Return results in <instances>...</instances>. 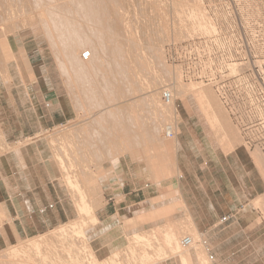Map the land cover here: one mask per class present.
Instances as JSON below:
<instances>
[{
  "label": "bare ground",
  "instance_id": "obj_1",
  "mask_svg": "<svg viewBox=\"0 0 264 264\" xmlns=\"http://www.w3.org/2000/svg\"><path fill=\"white\" fill-rule=\"evenodd\" d=\"M153 1L154 4H157L156 6L158 7L152 4L153 8L155 7L152 11L155 12L156 9L158 10L160 8L158 10L160 12L158 13L156 10L157 14L155 12V16L152 18L154 19L153 25L155 26V28H153L154 26L151 24V29L153 28L152 30L156 31L157 34L156 36H154V33H152L151 30L150 34L153 35L146 36V39H149L145 43L146 46L143 45L145 51L139 45V43H137L139 39H134V37H137L135 36L137 35L136 32L133 36L131 34V30H129L132 28H130L129 25H131V22L133 21L131 20L130 24L126 22L127 18L130 17H127L126 15L127 18L124 19L125 16H121L120 11L124 7L122 8L118 5L119 7L117 8L116 0H62V4L64 5V7L71 6L73 10L57 13V11L54 12V10L52 9L53 11L51 10V14H54V17L55 15H61L60 17H62V15L65 16L63 18H59L57 16L58 19L55 17V19L46 20L45 17L47 15L45 16V13H48V11L44 12L42 10H38L37 12L38 23L40 22L41 24H48L46 33L49 34V38L51 34L56 35V40L57 38L64 39L65 35H67V38L72 37V39H68V42L66 43L64 42V40L61 44L62 48H59L60 46L58 44L60 41H57L58 43H56V41H54L55 38L53 35L52 38H54V40H51L50 46L55 52L54 55H56L58 66H62L63 63H67L72 68L71 76L73 79H71L73 81H76V87L79 88V96L81 97V102L82 99H84L82 103H84L85 101L86 104V109H84V107L82 106L83 104H81V112H88L89 116L92 115L90 118L93 119L94 125L101 128L99 131L95 132L94 129L92 134L90 133L91 136L94 133V137H96L95 142H98V137L99 139H101L100 137L104 138L105 136L106 138V136L108 135L109 141H111L112 143L118 141V145L120 146V148L119 146H117L118 149H116L112 147V143L110 144L109 142V150L111 149V154H113L112 149H114L115 155H122V151L127 150V144L130 148L132 147L131 144H129L130 140H127L128 136H126V125H131L130 128L133 131H142L146 127V131H144L149 139H146V136H142L145 141L143 139L141 140L144 141L145 144L146 142H149L151 144V147L148 148L147 152L151 153L152 151V154L147 156L148 159L157 158L156 155H153V152L158 151L160 152V154L162 153L164 156L161 155V157H164L163 159L166 161V164L164 165V168L166 169H162L160 166V174H164V177L169 175L170 177H172V174L174 176L176 167L174 157L177 149V143L175 141V143L173 142V145H165V143H162L160 142L161 140L159 141V139H157V133H159L158 131H163L164 137L166 139L176 138L178 130L174 120H180L178 110L175 106L177 97L176 95H178L184 107H187L188 105L187 97H191V100L193 101L198 114L201 116L206 128L208 129V132L217 142L218 146L222 147L226 153L232 151L237 144L235 133L231 131L230 126L228 125L226 119L223 117L221 113V107L219 106L216 98H214V95L208 90V88L206 90L203 89L202 86L201 88L200 86H198L203 85L210 86L214 90L218 100L228 113V117L234 121V123L240 130L244 142V147L249 150L258 149L264 156V151L260 147L249 146L245 137L246 135H248V132L245 129L246 125L249 123H254V121H248L242 118L238 120L232 115L231 111L227 107V100L231 95L228 94V92L229 90H231V88L229 86L225 87L222 85V80L224 78H235L239 81H247L250 78V75L253 77L254 81L257 84H261L262 81H264V41L263 43L259 41L258 46L253 47V49L257 51L255 57L249 56L247 52L244 51V45H241L243 49L242 51L241 47H239L236 43V38L238 35L237 27L251 29V17L260 16L261 14L257 15L253 10L243 8L242 1L236 0L238 3L237 11L240 13L243 19V21H241L238 20L234 8L229 11L227 9L228 4L218 3L219 1L222 2V0H184L183 4H181L179 7L173 8L171 12L172 19H170L171 21L170 23H168L169 20L165 18V13L163 14V10L161 9V7H159V2L156 3L157 0ZM153 1H151V3ZM147 3H149L150 6L151 3ZM50 4L51 3H49V5ZM144 4L145 3L143 2V5ZM143 5L142 7H144ZM36 9L37 8H35V11ZM142 9H140V11ZM124 12L125 14L127 13L126 11ZM124 12H122V14H124ZM48 15H50V12L48 13ZM70 15H72L73 17H71ZM68 16L72 19L67 18ZM29 18L32 17L30 16ZM152 19L149 20L151 21ZM1 21L0 23H2ZM35 21V19L28 20L27 17V20L23 22L27 25L34 26ZM253 21L258 22V19H253ZM50 23H52V25H50ZM44 26L42 28H44ZM118 26H121L122 28L120 29ZM147 27H145L146 29L144 30L147 31L150 28V24L148 29ZM137 28L136 30H138L139 32L140 28ZM44 29L46 30V28ZM244 30L246 29H243L241 31ZM121 32H124L125 35H121ZM250 32L254 33L252 31ZM8 33V31L0 33V71L2 76L4 77L3 79L6 82L11 81L8 64L14 61V55L11 53L9 45L7 43ZM62 35L63 37L60 38V36ZM139 35L143 34L139 33ZM153 36L155 38H153ZM198 37L203 40L200 44L199 49L196 51L198 55V61L192 62L189 66H183L180 63L173 62L171 57L167 55V53H169L170 46H173L174 49L178 50V47L182 46L184 42H188V40ZM159 38L160 40H162L163 38V40L166 41V44L162 43L161 41L158 42L157 40ZM119 39L121 41H119ZM155 41H157L159 45H165H162L163 48L161 47L162 49H160L156 44L157 42L155 43ZM138 42H140V40ZM78 50L80 51L79 56L76 54ZM83 50H86L89 53L87 60L82 59V54L85 52ZM21 52L23 51H20V53ZM161 53L163 54V58ZM176 54L180 55L181 53L179 51L176 52ZM130 55L131 62L130 60L128 61L129 63L133 62V66L131 64L129 65L128 62V65L126 64V58L128 59L127 56ZM108 56H111V58H109ZM78 57L82 62L77 59ZM163 59L165 62L163 61ZM137 61H139V63ZM136 63H138L137 67H145L146 69L150 65L155 66L156 70L154 72V75H157L159 77V79H157L158 84H161V82L165 83L162 87H160L161 99L158 100L155 96L156 94L144 97V100H146V97H149L147 99L149 103H146L149 104L151 108H153V112L149 110L150 114L153 113V118L152 116H150L152 118V121L147 123V126L143 123V117L141 118V115L139 114L140 111L142 112V110H140V103H138L139 100L135 103L136 98H133L135 99V101H132L131 99L132 97H137L138 92L141 93V89L139 88L141 86L139 83V79L141 78V76L139 79L137 78V74H140V71L138 70L137 72L138 68L134 70V65H136ZM145 68L144 70H146ZM133 77L137 78L139 84L137 83V81H134L135 83H133ZM67 82L69 83L71 81H69L67 78ZM115 82L117 83L116 85L114 84ZM78 88H76V93L78 92ZM258 88L264 90L261 87ZM164 92H167L169 94L168 102H166L164 99ZM111 93L115 95L112 96ZM127 94L130 95V97L132 96L130 99L132 103L134 102V105H132L131 103L132 106H119L117 108H114V106L112 105L109 106L110 102L112 104L113 101L116 102L118 100V102L120 101L121 103L123 101L122 99L124 98V96H127ZM102 98L108 99V101L106 102L108 104L107 106L105 105ZM142 100H140L141 106ZM74 102L76 104V100ZM143 105L145 107L144 102ZM149 105L146 106L148 107ZM146 110L148 111V109H145V112ZM257 113L260 115H262V113L264 114V105H257ZM124 114H126L128 118L127 116L125 117ZM146 114L149 115L148 112ZM171 115L173 117H170ZM147 120L149 121L150 118L148 117ZM103 128H112L113 130L108 132L107 129L103 130ZM130 128L128 127L129 130ZM85 129L80 132V135H83V137L87 135V132L86 134H81L85 133ZM168 133H170L171 136L167 137L166 134ZM69 134L70 132L68 133V138H70L71 136H69ZM134 135H136V133ZM132 136L131 138H133ZM59 137L60 136H58V138ZM57 139L54 140L52 138L50 141V144L54 147H52L53 157L60 174H63V181L67 189L73 192L74 195L76 194L77 199L74 207H76L78 219L76 218L68 224L60 225L59 227L51 231L52 233L49 236L45 234L40 236L38 235L37 238L29 239L28 241H25V243L23 242V244L20 243V245L18 244L19 246L16 245V247H11L9 248V250L6 249V251H3V254L2 252L0 254V264H153L159 261L169 260L173 257L178 258L181 264H191L190 254L186 252V250L183 251L184 249L180 246L181 241L185 238H190L191 243H208L203 233L198 234L195 226L191 222L190 217L186 214L184 218H182V221L180 220L178 222L168 224L163 223L164 225L162 227H152L148 231L131 235L130 237H128V243L124 247V250L113 251L105 259H99V257L96 256L97 254L95 255L90 247L86 246V244H81L88 243L85 231H88V229L90 228L96 227L100 223L99 219L95 215V207L98 206V203L96 202L97 205L95 206V200H89L87 194L88 190L86 192L88 185L96 183L97 176L91 175L90 179L89 177H87L84 180H78L80 175H77V177L74 176L75 174L72 173L73 164H68L70 155L69 157L66 156L67 159L65 160L66 157H64L63 155V149L65 148H58V145L60 146V143H56V141H58ZM69 140L67 139L68 142ZM141 140L139 144L142 142ZM101 141L103 140L101 139ZM158 141L159 143H157ZM135 142H133L134 145ZM55 143L57 144V148L54 146ZM63 145L67 147L64 142ZM143 145L141 146L143 147ZM73 147L75 148V146ZM5 148L6 144L4 141V137L0 133V151H4L3 149ZM115 149L118 152H116ZM69 151H71L70 148ZM169 151H172L173 153L171 157L169 155ZM64 152H66V149L64 150ZM109 157L111 156H108V158ZM112 157H115L114 154ZM157 163L159 162H155L154 164ZM74 168H76V165ZM154 171L155 172L153 173V180L158 176V170ZM169 178H165V180ZM84 184H88L85 186L86 188H84ZM96 185L94 186L96 188L95 190H98L99 186L96 187ZM173 193L175 194V191H169V196ZM148 204H154V200L149 201ZM141 206L143 205H140L139 207ZM173 206L174 207H167L165 209L157 211L150 210V212H148L147 214H142L139 218L144 217V221L151 222L155 218H159L160 215H169L171 211L175 210L173 208H176L175 205ZM252 206L254 208H262L264 210V195L261 198L259 197L258 199L253 201ZM170 208H172V210H166ZM184 232H195L198 234V236L196 237L195 233H191L189 234V236H184L180 239L181 235H183ZM194 248L195 247L188 250H193ZM196 252L198 253L199 251ZM83 253L86 255L84 256ZM200 253H198V256H196L198 261L201 259ZM203 256L204 260L200 264L207 263V258L204 253Z\"/></svg>",
  "mask_w": 264,
  "mask_h": 264
},
{
  "label": "crops",
  "instance_id": "obj_2",
  "mask_svg": "<svg viewBox=\"0 0 264 264\" xmlns=\"http://www.w3.org/2000/svg\"><path fill=\"white\" fill-rule=\"evenodd\" d=\"M45 74L47 77L34 73L33 82L13 83L9 92L4 86V91L0 88V131L5 141L14 142L35 135L73 117L72 105L66 95L59 94V88L54 87L48 78V71ZM183 108L177 124L175 176L166 179L159 191L147 185L142 177L133 175L129 168H123L120 192L122 231L126 220L135 221L151 209L157 211L175 205L174 213L155 218L150 229L182 221L187 214L197 232L204 234L216 264H264V250L248 249L251 236L240 224L243 221L240 212L264 195V158L240 145L224 154L210 152L213 147L201 127V116ZM36 151L38 148L30 150L32 154ZM8 164L7 159L4 163L3 159L0 161V215L3 217L0 244L8 245L18 239L43 234L65 224L74 212L78 215L76 207L74 211L65 203L52 176L15 177L7 174L5 166ZM169 191H175V194L167 199ZM110 200L113 202L109 211L106 207L98 211L100 223H106L116 215V199L112 196ZM152 200L154 204L139 207ZM223 217L226 220L220 222ZM147 227L138 224L132 231L142 233L150 230ZM130 234L128 230V237ZM252 241L255 240L252 238ZM243 243L246 246L243 247ZM190 258L191 264H198L197 257L194 260L190 254ZM166 261L181 264L176 257Z\"/></svg>",
  "mask_w": 264,
  "mask_h": 264
},
{
  "label": "rangeland",
  "instance_id": "obj_3",
  "mask_svg": "<svg viewBox=\"0 0 264 264\" xmlns=\"http://www.w3.org/2000/svg\"><path fill=\"white\" fill-rule=\"evenodd\" d=\"M151 1H153V0H151ZM151 1L150 0H148V1L147 0L146 1H144V0H116L117 8L119 6L122 8L124 7L120 11L121 16H125L124 19H126L127 17H130V18H127V20H126V22H128V23H130L131 20L133 21V22H131L132 24L130 23L131 25H129V26H130V28L132 27L134 29L131 28L129 30H131V34L133 36L136 32L137 35H135V36H137V37H134V39L137 38V40L138 39L140 40V42H138L139 40L138 41L136 40V41H137V43H139V45L143 49H144L143 45L146 46L145 43L149 39V38L146 39V36H148V35L152 36L153 34H150V32L153 28H155V26L153 25L154 19H152V18L155 16V12L157 9L155 10V12L152 11V10H154L155 7L153 8V5H152V4H154V1L152 3H151ZM161 1L162 0H159V1L157 0L156 3L159 2V4H160L159 7H161V9L163 10V14L165 13L164 14L165 18H167L169 20L168 23H170V21H171L170 19H172L171 12H172L173 8L179 7L181 4H183L184 0H165V1L163 0L162 2ZM203 1H205V0H203ZM241 1H242V7L243 8L251 9L257 15L258 14H261V15L264 14V0H241ZM52 2H53V4H52ZM143 2L145 3L144 5H143ZM147 2L151 3L150 4L151 10H150L149 3H147ZM49 3H51V4L49 5ZM146 3L148 6L146 5ZM130 5H131V7H130ZM140 5H141V7H140ZM142 5L144 7H142ZM156 5L154 4V6H156ZM162 6H163V8H162ZM156 7H158V6H156ZM35 8H37L36 11H35ZM52 9L54 10V12L57 11V13L73 10V8L71 6L64 7V5L62 4V0L61 1L60 0H57V1H55V0H0V18H1L0 21L5 20L4 22L1 21L2 23H0V33H4L5 31L9 32L7 34V43L9 45V49H10L11 53L14 55V61H12L8 64V70H9V73L11 76V81L6 82L3 79L4 77L2 76L1 71H0V88H1V91H4V89H2V87L4 86L6 88V91L9 92L11 84L16 83L18 81L25 82V80H29V81L33 82V81H35V76L33 75L34 73H39L40 76L43 74L44 76L47 77V75L45 74V71H48V78H50V81H52L54 87L59 88V89H57L59 91V94L66 95L65 97H67V99L69 100V103L72 105L73 117L70 120H68L67 122L63 123L62 125L56 126V127L49 129V130H41V131L35 133V135L24 137L22 139H18L16 141H14L16 143H14L13 141H5V139H4L5 144H6V148L3 149L5 152L1 150L2 151V153H1V151H0V161L2 159H3V163L6 161V159H7V161H9L8 166H5V168L7 167V171H8L7 174L15 176V177L32 176V175H36V176L50 175V176H52L51 178L55 181V187H57L59 189L58 191L61 192L60 194H62V196L64 197L65 203L70 205L71 209H74V211H75L74 205H75L76 199H77L76 194L74 195L73 192H71L70 190L67 189V187L63 181L64 180L63 176H62L63 174L62 175L60 174V172L56 166V162L54 160V157H53V148L54 147L50 144V141L52 138L54 140H56L58 138V136H60L61 139L59 137L57 139L58 141H56V143L57 144L60 143V146L58 145L59 149H63V148L66 149L67 154H66V152H64L65 149H63L64 157H66V156L69 157V155H70V158L68 159V164H73V166H72L73 172L72 173H74L75 174L74 176H76V177H77V175H80L79 179L78 178H76V179L81 181V180L86 179L87 177H89V179H90L91 175L97 176L96 183H93L90 185L84 184V188H86L85 186L88 185L86 192L88 190L87 194H88L89 200H95L94 201L95 206L98 203V206L95 207L96 217L98 216V211L100 209H103L104 207H106L107 211H109L108 207H111V205H112L111 203L113 202L110 200V199H112V196H114L116 199V206H117L116 207L117 208L116 215H114V217L109 219L108 222L99 223L96 227L90 228V229H88V231L86 230L85 235H86V239L88 240V243H81L82 245L86 244V246L90 247L93 250V252L95 253V255L97 254L96 256L99 257V259H105L113 251L124 250V247L128 243V241H127L128 240V230L131 231V234H130V236H131V235L135 234V232H133L132 230L134 228H136L138 224L148 225L147 229L148 228L150 229V227L152 226L150 223L153 222V221H151V222L144 221L143 220L144 217L137 218L135 220V222H134V220H131V221H129L130 223L127 220V222H125V224H124V232L122 231V225H121V219L122 218H121V211H120V205H121L120 192L122 189V182L121 181H122L123 168L126 170H127V168H129L130 172L133 173V175H135L137 177L138 176L142 177V179H144L143 181H145V183L147 185H151V186H153V188H158L159 191H160V188H161L163 182L165 181V178H169L170 175L164 177V174H160V171H159L160 166L163 169L165 167L164 165L166 164V161L163 159L164 157L163 158L161 157V155L164 156L162 153L160 154V152H158V151L153 152V155L154 156L156 155L157 160L156 159H148L147 156L151 155L152 151H151V153L147 152L148 148L151 147V144L149 142L148 143L146 142V144H147L146 145L144 142L145 139L143 137L146 136V139L148 138L147 134L145 133L146 127L144 129L145 131L144 130L133 131L130 128L131 125L129 126L126 123L127 124L126 125V133H127L126 136H128L127 140L128 139L130 140L129 144H131L132 147L130 148L127 144V146H126L127 150H123L122 155L121 154L115 155L114 149H112V153L114 154L115 157H112L113 154H111V149L109 150V148H110L109 142H110V144L112 142L109 141V139H108L109 136L107 134H106L107 135L106 138L104 136L105 141H104V138L100 137L103 140V141H101V139H99V137H98L97 141L98 142L100 141L101 142V143L99 142L100 144L98 142H95L96 137H94V133L92 135L94 138L90 135V133L92 134L94 129H95L94 130V132H95V131H99L101 128L96 127V125H94L93 119L90 118L92 115L89 116L88 112L87 113L81 112V110H80L81 104H83L82 106L84 107V109H86V104H85V101H84V103H82L84 99H82V102H81V97L79 96V88L76 87V85H77L76 81L72 80L73 79L71 76L72 68L67 63H63L62 66H58L56 55H54L55 52H54V50H52L53 48L50 46L51 40H54V38H55L54 41H56V43H58L57 41H60L58 45L60 46L59 48H62L61 44L63 43V41L65 40L64 42L66 43V42H68V39L71 40L72 37L67 38L66 37L67 35H65L66 39L65 38L63 39L62 38L64 35L63 34L62 36H60V38H62L63 40L59 39V38H57V40H56V35L51 34L50 38H52L53 35H54V38L50 39L48 37L49 34L46 33L48 24L44 23L45 24V26H44V24H41L40 22L38 23V21H37L38 10L39 11L42 10L44 12L48 11V13L50 12V15H48V13H45V16L47 15L45 17L46 20L55 19V17L57 19H58V17L59 18L65 17L63 15H62V17H60L61 15H59V16L57 15L58 17L55 15V17H54V14H51ZM140 9H142V10L140 11ZM138 10H139V12H138ZM148 10H149V12H148ZM158 10H157V12L159 13L160 11H158ZM124 11H126L127 13L129 12V13L125 14ZM122 12H124V14H122ZM157 12H156V14H157ZM24 13H27V14H24ZM150 14H152V15H150ZM126 15H127V17H126ZM30 16L32 18H29ZM70 16L73 17L72 15H70ZM27 17H28V20H34V19L36 20L34 22V24H35L34 26L27 25L26 23L23 22V21L27 20ZM71 17L68 16L67 18H71ZM148 18L152 19V20L150 21ZM71 19H68V20H71ZM149 22H151V23H149ZM135 24H137L138 26ZM149 24H150V28L148 29ZM151 24L154 26L152 29H151V27H152ZM50 25H52V23H50ZM132 25H134V26H132ZM43 26H44V28H46V30L44 28H42ZM136 26L138 28H140L139 32H138V30H136V28H137ZM145 27H147V29H148L147 31L144 30V29H146ZM119 28L121 29L122 27L120 26ZM129 33H130V31H129ZM139 33H142L143 35H139ZM152 33H154V36H156V34H157L156 31H153V30H152ZM122 34H124V32H121V35ZM126 34H128V33H126ZM138 35H139V37H138ZM154 36H153V38H155ZM162 40H163V38H162ZM162 40H160V38H159L157 41L158 42L161 41L162 43L166 44V41H164V40L162 41ZM119 41H121V40L119 39ZM157 41H155V43ZM158 42L156 44L158 45V47L160 49H162L165 44L159 45ZM20 51H23V52L20 53ZM83 51H86V50H83ZM144 51H145V49H144ZM162 53H163V51H162ZM76 54L79 56L80 51L78 50V52ZM127 57H128V59L126 57L125 58L127 60L126 64L128 65V63H129L128 60H130V62H131V55L127 56ZM109 58H111V56ZM162 58H163V54H162ZM77 59H79V61H81L79 57ZM163 61H164V59H163ZM137 62L139 63V61H137ZM138 63H136V65H134L135 68L134 67H132V68H134V70L136 68H138L137 72H138V70L140 71L139 72L140 74H137V78L139 79L141 76V78L139 79V81H140L139 83L142 86V87L141 86L139 87L141 89V93L138 92L137 97L131 96L132 98L130 97V95L127 94V96H124L125 99L123 98L122 99L123 101L121 103H120V101L118 102V100H117L116 102L113 101L112 104L110 102L109 106L112 105V106H114V108H117L119 106H123V107L127 106L128 107L131 105L132 101H135V99H133V98H136L135 103L138 100L139 101L142 100V98H143L142 106H141V101L140 102L138 101V103H140V110H142V112L140 111L139 114L141 115V118L142 117L144 118V119L142 118V121L147 126V123L152 121L151 119L153 118V113L150 114V111L153 112V108H151V106L146 103V102L149 103V101L147 100L149 97H146V100H144V97L156 94L155 96L157 97V99L158 100L161 99L160 98L161 97L160 87H162L165 83L161 82V84H158L157 79H159V77L157 75H154L155 74L154 72L156 70L155 66L150 65L151 67L149 66L147 68L148 69V71H147V69L145 67H142L143 69L140 67H137ZM130 64L132 65L133 62L129 63V65ZM0 68H1V66H0ZM144 68L146 70H144ZM33 70H34V73H33ZM105 72H107V71H105ZM150 72H152V73H150ZM133 74H134V72H133ZM67 78L71 82L68 83ZM133 78H134L133 83H135L134 81H137V78H135V77H133ZM152 79H153V81H152ZM156 81H157V83H156ZM142 82H143V84H142ZM137 83H138V81H137ZM114 84L116 85L117 83L115 82ZM184 84H187V83H184ZM196 85H198V84H196ZM198 86H200V88L202 86V88L206 89V90L208 88V90L214 95V98H216V100L219 103V106L221 107V113H222L223 117L226 119L228 125L231 128V131L233 133H235V137L237 138V144L235 146L240 145V146L244 147V142H243L240 130L238 129V127L236 126L234 121L228 117V113L226 112L223 105L218 100L214 90L210 86H203V85H198ZM46 87L47 86H45L44 89H46ZM76 88H78L77 93H76V91H77ZM142 88H143V90H142ZM77 94H78V96H77ZM138 94H139V96H138ZM113 95H115V94H112V96ZM176 96L177 97H176L175 106H176L178 113L180 114V117H181L183 114L184 108L182 106L181 99L179 98L178 95H176ZM130 98L132 99V101ZM75 100H76V104L74 102ZM102 100L104 101L105 105L107 106L108 104L106 102L108 101V99L102 98ZM124 101H125V103H124ZM187 101H188V105H187V107H185L186 110L189 113H194L196 115H199L190 96L187 97ZM143 102L145 103V107L143 105ZM113 103H114V105H113ZM115 103L117 104V106ZM132 105H134V102L132 103ZM146 105H149V106L147 107ZM145 109H148V111L146 110V112H145ZM92 110H95V109H92ZM147 112L149 113V115L146 114ZM124 116L126 117L127 115L124 114ZM150 116H152V118ZM148 117L150 118L149 121L147 120ZM170 117H173V116L171 115ZM127 118H128V116H127ZM174 122L177 125L179 120L176 119V120H174ZM86 125H87V127H86ZM128 127L130 128L131 131L128 129ZM201 127L203 129V132L206 135V139L209 141V143H211V146L213 147V149H211L210 152L217 151L218 153H222V154L226 153L222 147L218 146L217 142L212 138L211 134H209L208 129L206 128L204 122H203ZM63 128L64 129L66 128V129L64 130ZM81 128H83V129H81ZM59 129H61V130H59ZM84 129H85V133H81V134H86V132H87V135H85L83 137V135H80V132ZM106 129L103 128V130H106ZM111 130H113V129L112 128L107 129L108 132H110ZM66 131H67V134H66ZM69 132H70L69 136L71 135L70 138H68ZM158 132L159 133H157V135H158L157 139H159V141L161 140L160 142L165 143V145L166 144L173 145L175 143L176 138L166 139L164 137L163 131H161V132L158 131ZM0 133H1V131H0ZM135 133H136V135H134ZM52 134H54V135H52ZM73 136H74V138H73ZM87 136H88V138H87ZM131 136L133 138H131ZM62 137H63V139H62ZM66 138L68 140L70 139L69 142L67 141ZM75 138H76V140H75ZM135 139H136V142H135ZM141 139H143L144 141H142ZM140 140L142 141L141 142L142 144L141 143L139 144ZM159 141L157 143H159ZM63 142L65 143V145L67 147H65L63 145ZM133 142H135V145L133 144ZM56 143L54 144V146L57 148ZM66 143H68V144H66ZM71 143H73L74 145ZM106 143H107V145H106ZM137 143L139 144V146ZM118 144H119V142L115 141V143H112L111 146L118 149L117 148V146H119ZM70 145H72V146H70ZM141 145H143V147ZM73 146H75V148ZM37 148H38V151H36L35 154H32L30 152L31 149H37ZM69 148L71 151H69ZM73 148H74V150H73ZM119 148H120V146H119ZM144 148L146 149V152H145ZM200 150L205 151V152L208 151L207 149H205V150L200 149ZM253 150L256 153H258V154L260 153L262 155V153L258 149H253ZM68 151H69V153H68ZM196 151H199V150H196ZM26 152H28V153L26 154ZM116 152H118V151L116 150ZM156 153H158V154H156ZM73 154H75V155H73ZM172 154H173L172 151H169L170 157L172 156ZM76 155H78V156H76ZM118 155H120V156H118ZM108 156H111V157L108 158ZM262 157L264 158L263 155H262ZM66 159H67V157L65 158V160ZM65 162H67V161H65ZM155 162H159V163L154 164ZM152 164H154V165H152ZM75 165H76V168H74ZM153 169L158 170L157 173H158L159 177L158 176L155 177L157 179V181L155 178L153 180V176H154L153 173L155 172ZM164 169H166V168H164ZM81 172L83 173V175ZM175 174L176 173L174 172V176H175ZM82 177H84V178H82ZM172 177H173V174H172ZM154 182H158V183H154ZM95 185H96V187L99 186L98 190H95L96 189L94 187ZM25 186H28V185H25ZM92 187H93V190H92ZM168 196H169V194L166 196L167 199L173 197V195H171V194L169 197ZM157 200L159 201V199H157ZM147 205H149V204L146 203L143 206L146 208ZM143 206H141V207L143 208ZM171 207H174V206H171ZM173 209H175V208H173ZM166 210L170 211L172 209L170 208V209H166ZM148 212H150V210ZM174 212H175V210L171 211L169 214H172ZM74 213H75L74 215L72 214V218L69 221H67L65 224H68L69 222H71L72 220H74L78 217V216H76V212H74ZM240 214H242V216H243V221L240 222V224L244 225L243 226L244 230L247 229V231H249L246 234L251 236V238H250L251 243L248 245V249L250 248V250H252V249L253 250H255V249L264 250V210L262 208H254L252 206V202H250L248 205L245 206V208L243 209L242 212H240ZM160 217H161V215H160ZM151 219H149V220H151ZM2 220H3V217L0 215V221H2ZM55 228H57V227H55ZM54 229L47 231V232L40 234V235L45 234V235L49 236L52 233L51 231H53ZM191 233L194 234L195 232H186V233L184 232L183 235H181L180 239L183 238L184 236H189V234H191ZM195 234H196L195 236L197 237L199 233L198 234L195 233ZM260 235H262V236H260ZM37 237H38V235L34 236V237H27V238H23V239H18L16 242L10 243L8 245L7 244L6 245L0 244V254H1V252L3 254V251H6V249L9 250V248H11V247H14V246L16 247V245L19 246L20 243L23 244V242L25 243V241H28L29 239H34ZM252 238L255 241H252ZM242 246L243 247L246 246V243H243ZM184 250H186V252H189L191 254V256L194 258V260H196V256H198L197 254L201 252L200 253L201 259L197 262H198V264L203 262L204 250L201 247L195 246V248L192 251L191 250L187 251L188 249H184ZM196 251H199V252L197 253ZM83 255L85 256L86 254L83 253ZM204 255H205V253H204ZM165 263L168 264L169 261H159V262H156L153 264H165Z\"/></svg>",
  "mask_w": 264,
  "mask_h": 264
},
{
  "label": "built area",
  "instance_id": "obj_4",
  "mask_svg": "<svg viewBox=\"0 0 264 264\" xmlns=\"http://www.w3.org/2000/svg\"><path fill=\"white\" fill-rule=\"evenodd\" d=\"M218 3L228 4L227 9L229 11L234 8L238 20L243 21L240 13L237 11L238 3L236 0H222V2L219 1ZM253 19H258V22L253 21ZM251 20V29L237 27L238 35L236 43L239 47L244 45V51L247 52L249 56L255 57L257 51H255L253 47L258 46L259 41L262 43L264 41V23H262L264 22V15L253 16L251 17ZM243 29L246 30L241 31ZM250 31L254 33H251ZM202 41L203 40H201L200 37L190 39L188 42H184L182 46L178 47V50L174 49L173 46H170L167 55L171 57L173 62L180 63L183 66H189L192 62L198 61L196 51L199 49ZM179 51L181 54L177 55L176 52ZM88 56L89 53L85 51L82 54V59L87 60ZM222 85L231 88L228 92V94L231 95L227 100V107L232 115L238 120L242 118L248 121H254V123H249L245 127L248 132V135L245 136L248 145L252 147H260L264 151V114L262 113V115H260L257 113V105H264V90L258 88L261 87L264 89V81H262L261 84H257L250 75V78L247 81H239L235 78H224L222 80ZM163 96L165 101L168 102L169 94L164 92ZM166 136L169 137L171 134L168 133ZM225 220L226 218L223 217L220 222ZM180 246L183 249H192L195 246H200L206 255V264H216L208 243H191L190 238H185L181 241Z\"/></svg>",
  "mask_w": 264,
  "mask_h": 264
}]
</instances>
